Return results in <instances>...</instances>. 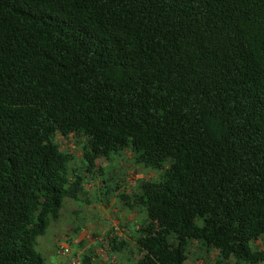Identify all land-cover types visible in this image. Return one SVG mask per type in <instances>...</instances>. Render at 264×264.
I'll use <instances>...</instances> for the list:
<instances>
[{"label": "trees", "instance_id": "1", "mask_svg": "<svg viewBox=\"0 0 264 264\" xmlns=\"http://www.w3.org/2000/svg\"><path fill=\"white\" fill-rule=\"evenodd\" d=\"M57 136L89 176L124 152L161 172L120 196L147 218L135 264L192 242L263 263L264 0H0V264H45L37 239L85 195Z\"/></svg>", "mask_w": 264, "mask_h": 264}, {"label": "rangeland", "instance_id": "2", "mask_svg": "<svg viewBox=\"0 0 264 264\" xmlns=\"http://www.w3.org/2000/svg\"><path fill=\"white\" fill-rule=\"evenodd\" d=\"M55 142L62 151L73 156L71 167L84 178L85 195L77 201H65L59 220L51 222L45 234L37 239L35 251L44 259L45 264H65L72 258L81 261L83 256L90 257V264H135L140 255L135 246V236L131 232L124 239L126 245L120 252L110 251L109 235L115 232L112 223L115 220L122 221V212L126 215L134 214L132 224L141 225L147 221L143 211L138 208L129 209L120 196L136 193L142 182L158 181L161 172L135 165L130 153L124 152L119 155L111 154L109 160H97L95 171L89 176L82 165V142L72 137L66 139L60 136L55 138ZM127 220L124 217L126 228L131 225V221ZM96 226L108 229L106 237L104 231ZM80 235L82 239L78 246L81 251L74 243L75 238ZM100 238L103 239L102 243ZM64 242L67 244L68 255H63L60 251V245ZM261 245L264 246V242ZM250 247L256 249L253 242ZM189 253L184 264H196L193 249Z\"/></svg>", "mask_w": 264, "mask_h": 264}, {"label": "crops", "instance_id": "3", "mask_svg": "<svg viewBox=\"0 0 264 264\" xmlns=\"http://www.w3.org/2000/svg\"><path fill=\"white\" fill-rule=\"evenodd\" d=\"M84 185H85V183H84ZM133 210H136V209H133ZM87 211L88 212H91L89 209H87ZM121 214H122V221L115 220L112 223V226H113L112 229L115 232L114 233H110V235H109V242L111 241V238H113V237L118 238L119 240H123L124 241V239L127 237V234L129 232H131V235H134L135 236V239H136V237L138 235V230L146 223L145 222V223H143L141 225L140 224H135V223L132 224V222H133L132 221V217L134 216L133 213L131 215H126L125 212H122ZM123 216L128 219L127 221H131V223H130L131 225H129V226L127 225V228L125 226L126 223L123 221V219H124ZM115 219H117V218H115ZM96 228H99L100 230L102 229V231H104V236L106 237V234L108 232V229L107 228L105 229L103 226H100V227L96 226ZM81 239H82V235H80L79 237L75 238V240H74V243L76 244V246H77V248H78L79 251H81V250H80V247L78 246V243L81 241ZM99 240H100V243L103 242V239L100 238ZM109 242H108V246H109ZM262 242H264V236L260 237L256 241H253V243L256 246V249L255 250H264V246L261 245ZM61 244H63V243H61ZM192 249H193V256H194V259H195L196 264H215L214 261H215V255H216V253L214 251L209 250L208 252H205L200 247V245L198 243H196V242H192V246H191L190 250H192ZM190 250H189V252H190ZM188 254H190V253H188ZM68 263H69V261L67 260L65 264H68ZM225 264H234V263H233L232 260H229Z\"/></svg>", "mask_w": 264, "mask_h": 264}, {"label": "built area", "instance_id": "4", "mask_svg": "<svg viewBox=\"0 0 264 264\" xmlns=\"http://www.w3.org/2000/svg\"><path fill=\"white\" fill-rule=\"evenodd\" d=\"M60 251L63 255H68V248H67V244L63 243L62 245H60ZM68 264H82L81 261H79L77 258H72Z\"/></svg>", "mask_w": 264, "mask_h": 264}]
</instances>
